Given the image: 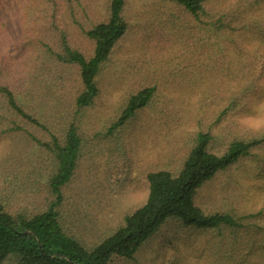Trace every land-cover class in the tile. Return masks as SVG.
Masks as SVG:
<instances>
[{
    "label": "trees",
    "instance_id": "trees-1",
    "mask_svg": "<svg viewBox=\"0 0 264 264\" xmlns=\"http://www.w3.org/2000/svg\"><path fill=\"white\" fill-rule=\"evenodd\" d=\"M13 1L0 0V264H142L153 247L180 251L181 242L197 264H264V121L242 118L264 100V0H171L173 16L194 34L187 47L217 48L216 130L197 132L177 163L145 171L144 201L111 227L88 208L98 192L83 188L80 172L105 132L116 144L110 180L120 133L154 95L148 86L132 93L109 127L86 132L100 75L130 30L128 0H26L10 42ZM100 1L102 12L76 39L63 13L76 17L79 7L89 18ZM247 162L256 164L254 189L263 196L255 210L245 204ZM118 167L128 175L126 164ZM178 255L172 264L185 259Z\"/></svg>",
    "mask_w": 264,
    "mask_h": 264
},
{
    "label": "rangeland",
    "instance_id": "rangeland-1",
    "mask_svg": "<svg viewBox=\"0 0 264 264\" xmlns=\"http://www.w3.org/2000/svg\"><path fill=\"white\" fill-rule=\"evenodd\" d=\"M25 1L14 0L6 11L13 20L7 31L10 42L13 35L20 34L17 21ZM96 5L97 9L89 11V18L78 12L79 7L76 17L69 8L63 13V24L70 27L76 39H83L82 25L102 12L101 1ZM173 11L175 3L171 0H128L129 33L102 71V91L87 114L86 132L94 135L118 118L132 93L147 86L155 90L149 108L137 114L129 128L120 133L118 143L122 152L117 153L115 160L118 166H128L127 176L116 165L109 177L113 188L104 190L110 152L116 149L115 142H106L105 132L90 144L88 152H91L82 160L83 188L91 193H106L102 198L91 195L88 200L90 210H100L103 227L117 226L128 211L144 201L146 190L140 177L145 171L177 163L192 147L197 132L216 130L217 48L211 50L210 43H205L201 50L187 47L192 38L195 41L194 34L189 25L180 26L182 21L177 14L173 16ZM215 40L213 37L211 43ZM257 109L242 115L243 120L252 124L264 121V100ZM245 166L242 179L247 193L245 204L248 210H255L263 203V196L254 189L256 164L247 162ZM123 177L124 185L114 184ZM178 246L180 251L169 246L164 252L157 251L158 246L153 247L142 264H172L176 253L185 257L177 264H197L187 258L189 250L184 242Z\"/></svg>",
    "mask_w": 264,
    "mask_h": 264
}]
</instances>
